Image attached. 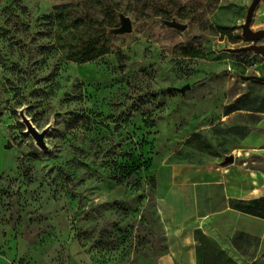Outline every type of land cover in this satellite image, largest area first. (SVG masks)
<instances>
[{"label": "rangeland", "instance_id": "obj_1", "mask_svg": "<svg viewBox=\"0 0 264 264\" xmlns=\"http://www.w3.org/2000/svg\"><path fill=\"white\" fill-rule=\"evenodd\" d=\"M251 2L0 0V264H173L158 183L165 167L211 157V125L249 86L241 75L264 72V55L230 50L252 42ZM119 10L129 33L107 31ZM97 37L109 52L68 57ZM22 109L49 127L46 148Z\"/></svg>", "mask_w": 264, "mask_h": 264}, {"label": "crops", "instance_id": "obj_2", "mask_svg": "<svg viewBox=\"0 0 264 264\" xmlns=\"http://www.w3.org/2000/svg\"><path fill=\"white\" fill-rule=\"evenodd\" d=\"M246 81L211 125V157L165 167L158 183L173 264H264V81Z\"/></svg>", "mask_w": 264, "mask_h": 264}, {"label": "water", "instance_id": "obj_3", "mask_svg": "<svg viewBox=\"0 0 264 264\" xmlns=\"http://www.w3.org/2000/svg\"><path fill=\"white\" fill-rule=\"evenodd\" d=\"M261 0H252L250 5L248 6L247 14L245 21L241 24L242 26V34L245 38L251 40L252 42L246 45L238 46V47H230V50L240 52V51H249L253 50L257 53H260L264 55V28L254 29L252 27V20L254 17L255 9L257 5L259 4ZM119 16V25L116 26H109L108 32L113 34H125L129 33L133 30V21L129 15H127L125 12L119 10L118 12ZM164 22L170 26L175 27L180 30H184L188 27L187 22H183L176 17H173L171 19H164ZM262 41V42H259ZM242 78L244 79H251L256 78L264 81V75L260 74H242ZM190 84H186L183 87H180L179 90L182 92H185L188 88H190ZM21 117L23 122L26 124L27 132L31 133L33 137L36 140V143L42 147L46 148V141H45V135L47 131L49 130V127L39 130L36 125L33 123L31 118H29L25 111L22 109L20 111ZM11 144L7 143L6 147H10ZM234 160V155H226L224 160L222 161L223 164H228Z\"/></svg>", "mask_w": 264, "mask_h": 264}, {"label": "trees", "instance_id": "obj_4", "mask_svg": "<svg viewBox=\"0 0 264 264\" xmlns=\"http://www.w3.org/2000/svg\"><path fill=\"white\" fill-rule=\"evenodd\" d=\"M59 10L56 12L57 20L65 21L67 20L65 17V12L61 11V7H58ZM108 31V27H107ZM109 52V46L106 42H100L99 37L92 38L90 40H87L83 43L82 49L80 53H68V57L70 59H74L77 61H87L91 60L93 58H97L105 53ZM79 54V57L76 55Z\"/></svg>", "mask_w": 264, "mask_h": 264}]
</instances>
